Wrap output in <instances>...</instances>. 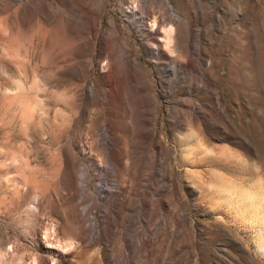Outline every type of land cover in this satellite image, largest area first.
Masks as SVG:
<instances>
[{"label":"rangeland","instance_id":"374dc122","mask_svg":"<svg viewBox=\"0 0 264 264\" xmlns=\"http://www.w3.org/2000/svg\"><path fill=\"white\" fill-rule=\"evenodd\" d=\"M0 264H264V0H0Z\"/></svg>","mask_w":264,"mask_h":264}]
</instances>
